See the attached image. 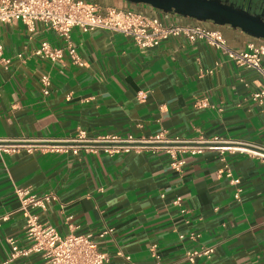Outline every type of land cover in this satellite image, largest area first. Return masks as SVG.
I'll use <instances>...</instances> for the list:
<instances>
[{
	"label": "crops",
	"instance_id": "obj_1",
	"mask_svg": "<svg viewBox=\"0 0 264 264\" xmlns=\"http://www.w3.org/2000/svg\"><path fill=\"white\" fill-rule=\"evenodd\" d=\"M92 2L101 11L113 6L166 24L219 30L239 50L250 42L264 43L239 29L198 23L145 4ZM43 41L62 48V59L35 55ZM0 42L3 142H59L78 131L89 139H147L163 131L166 139L220 140L207 142L212 147L201 153H178L183 163L176 169L161 150L0 151V263L47 264L39 253L9 259L6 238L20 247L29 244L15 194L28 188L55 195L44 209L34 210L40 222L60 235H92L110 255L109 264H264V158L219 149L239 145L264 153V97H252L264 84L257 71L181 36L141 48L122 33L73 28L70 42L82 65L43 22L32 30L22 22L3 23ZM42 74L50 78L47 93ZM106 227L112 233L98 238ZM209 246L214 248L210 257L186 259L188 251Z\"/></svg>",
	"mask_w": 264,
	"mask_h": 264
},
{
	"label": "built area",
	"instance_id": "obj_2",
	"mask_svg": "<svg viewBox=\"0 0 264 264\" xmlns=\"http://www.w3.org/2000/svg\"><path fill=\"white\" fill-rule=\"evenodd\" d=\"M10 22H22L28 30L34 29L36 22L45 23L66 42L72 59L80 65L83 62L75 53L70 42V33L73 28H79L83 32L101 29L122 33L131 37L141 48L156 47L163 40L175 36H181L190 42L200 40L218 50L236 65L257 71L264 79V64H262L264 43L250 42L244 49H235L228 45L219 30L209 29L199 24H166L160 17L113 6L106 7L104 11H101L99 5L89 0H0V25ZM1 51L0 42V53ZM34 54L50 61H57L62 59L63 49L54 48L48 42L43 41L35 49ZM16 56L22 58V53H18ZM4 61L8 62L7 59ZM41 83L44 93H47V88L50 85L48 74L41 75ZM252 97L253 99L264 97V84L252 93ZM219 141L217 137L211 141L201 138L197 140L166 139L163 131H159L147 139H137L132 135L125 138L104 135L89 139L85 136L84 131H78L74 138L59 142L29 143L0 140V151L14 152L23 148L53 152L71 150L73 153L84 151L116 154L143 149L161 150L169 154L172 159V167L176 169L183 163L181 159L177 158L178 153H201L212 147L207 142ZM219 149L231 152L245 151L264 158V153L239 145L221 146ZM232 182L236 183L237 180L233 179ZM15 194L20 201L19 210L26 218L23 232L29 244L20 247L13 237L6 238L10 245V260L31 253H39L47 264H109L110 255L99 247L98 240L92 235H60L55 227L38 220L34 210L44 209L47 203L55 199L54 193L47 192L39 195L31 192L28 188H17ZM179 200L176 198L174 203L178 204ZM111 233L112 228L106 227L98 233L97 237L103 238ZM151 250L153 256L158 259V255L154 251L155 247H152ZM213 251L214 248L211 246L188 251L186 259L189 262H194L200 256L210 257Z\"/></svg>",
	"mask_w": 264,
	"mask_h": 264
},
{
	"label": "water",
	"instance_id": "obj_3",
	"mask_svg": "<svg viewBox=\"0 0 264 264\" xmlns=\"http://www.w3.org/2000/svg\"><path fill=\"white\" fill-rule=\"evenodd\" d=\"M145 4L165 13H175L199 22L210 21L217 26H229L259 40H264V19L220 0H125Z\"/></svg>",
	"mask_w": 264,
	"mask_h": 264
},
{
	"label": "flooded vegetation",
	"instance_id": "obj_4",
	"mask_svg": "<svg viewBox=\"0 0 264 264\" xmlns=\"http://www.w3.org/2000/svg\"><path fill=\"white\" fill-rule=\"evenodd\" d=\"M264 19V0H220Z\"/></svg>",
	"mask_w": 264,
	"mask_h": 264
},
{
	"label": "trees",
	"instance_id": "obj_5",
	"mask_svg": "<svg viewBox=\"0 0 264 264\" xmlns=\"http://www.w3.org/2000/svg\"><path fill=\"white\" fill-rule=\"evenodd\" d=\"M90 1V0H89ZM91 1H93V0H91ZM198 23H200L199 21H198Z\"/></svg>",
	"mask_w": 264,
	"mask_h": 264
}]
</instances>
